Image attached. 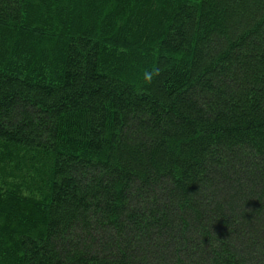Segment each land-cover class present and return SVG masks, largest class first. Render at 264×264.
<instances>
[{"label":"trees","instance_id":"1","mask_svg":"<svg viewBox=\"0 0 264 264\" xmlns=\"http://www.w3.org/2000/svg\"><path fill=\"white\" fill-rule=\"evenodd\" d=\"M0 264H264V0H0Z\"/></svg>","mask_w":264,"mask_h":264},{"label":"clouds","instance_id":"2","mask_svg":"<svg viewBox=\"0 0 264 264\" xmlns=\"http://www.w3.org/2000/svg\"><path fill=\"white\" fill-rule=\"evenodd\" d=\"M146 78L150 81V79H151V74H150V73L147 74Z\"/></svg>","mask_w":264,"mask_h":264}]
</instances>
